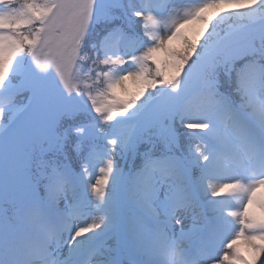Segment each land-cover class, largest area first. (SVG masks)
Segmentation results:
<instances>
[{"label": "snow or ice", "instance_id": "obj_1", "mask_svg": "<svg viewBox=\"0 0 264 264\" xmlns=\"http://www.w3.org/2000/svg\"><path fill=\"white\" fill-rule=\"evenodd\" d=\"M0 264H264V0H0Z\"/></svg>", "mask_w": 264, "mask_h": 264}, {"label": "rangeland", "instance_id": "obj_2", "mask_svg": "<svg viewBox=\"0 0 264 264\" xmlns=\"http://www.w3.org/2000/svg\"><path fill=\"white\" fill-rule=\"evenodd\" d=\"M225 182L227 183V182H230V181L225 180ZM221 199L228 200V199H230V197H228L227 195H224V196L221 197ZM229 210H232V209H229ZM254 211H258V210H255L254 209ZM239 246L242 248V250H244V252L248 253L247 250H246V248H245V246H244L243 241L241 242V244Z\"/></svg>", "mask_w": 264, "mask_h": 264}]
</instances>
